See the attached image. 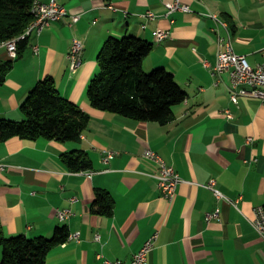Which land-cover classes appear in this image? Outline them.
I'll list each match as a JSON object with an SVG mask.
<instances>
[{
	"label": "crops",
	"instance_id": "1",
	"mask_svg": "<svg viewBox=\"0 0 264 264\" xmlns=\"http://www.w3.org/2000/svg\"><path fill=\"white\" fill-rule=\"evenodd\" d=\"M57 1L79 19H60L31 34L0 84V119H22L20 104L45 76L90 119L78 141L11 137L0 143L4 233L51 238L56 228L67 227L68 239L48 252L46 264H102L99 253L129 262L154 232L149 264H264V239L252 223L264 204V102L230 99L227 75L213 70L218 41L209 15L226 21L220 31L231 34L236 54L251 66L263 64L264 0H179L189 11L169 15L165 4L175 0ZM149 11L155 18L143 16ZM158 29L169 37L157 41ZM123 35L151 43L143 70L165 68L186 93L169 122L138 121L90 105L86 91L99 50L109 36ZM73 38L83 44L76 69L68 58ZM10 59L0 47V62ZM148 148L181 178L172 201L158 187L155 163L143 156ZM104 149L116 152L107 164ZM79 150L91 168L72 171L61 155ZM210 180L219 198L207 187ZM98 191L111 195L112 215L93 211ZM57 209L69 216L60 220ZM216 209L218 217L207 220Z\"/></svg>",
	"mask_w": 264,
	"mask_h": 264
},
{
	"label": "trees",
	"instance_id": "2",
	"mask_svg": "<svg viewBox=\"0 0 264 264\" xmlns=\"http://www.w3.org/2000/svg\"><path fill=\"white\" fill-rule=\"evenodd\" d=\"M33 2L0 0V42L21 35L34 21ZM30 36L17 41L15 58L0 62V84L12 69L14 60L23 57ZM151 50V43L134 35L109 36L99 50L98 70L87 87L86 97L90 105L138 121L169 122L173 107L185 100L186 93L165 68L143 70V60ZM19 109L22 119H0V143L11 137L78 141L90 119L88 113L60 94L50 76L35 84ZM61 159L72 171L91 168V160L84 151L64 153ZM93 207L98 215L110 216L114 201L109 193L98 191ZM68 237L67 227L56 228L51 238H28L21 234L7 236L0 227V264H46L48 252Z\"/></svg>",
	"mask_w": 264,
	"mask_h": 264
},
{
	"label": "built area",
	"instance_id": "3",
	"mask_svg": "<svg viewBox=\"0 0 264 264\" xmlns=\"http://www.w3.org/2000/svg\"><path fill=\"white\" fill-rule=\"evenodd\" d=\"M166 15H169L175 10L189 11V7L182 4L179 0L167 2ZM32 12L34 14V21L26 28L24 33L21 35L0 42V47H5L10 58L17 56V41L21 38L31 35L32 33L39 34L45 27L49 26L51 22L64 19L67 17L71 18L70 24L78 21L79 16L70 15L68 8L63 4H60L57 0H49L48 2H42L40 0H34L32 4ZM210 17L213 18L216 26L214 31L217 33L218 51L216 54L215 64L213 70L217 75L226 74L228 77V90L230 99L238 104V99L241 96H249L259 99L264 102V63L251 66L245 56L236 54L232 48V37L231 34L226 31L222 34L221 27L225 30L228 25L226 21L222 20L217 14L210 13ZM143 16L155 18V13L149 11L144 13ZM170 32L168 30L158 29L155 32L157 41L168 38ZM82 41L78 38H73L68 58L70 60V68L76 69L79 67L81 62V54L83 51ZM228 117H232L230 112H227ZM251 138H249V141ZM116 152L110 149H104L102 155V162L107 164L115 155ZM143 156L153 161L157 167L156 179L158 187L161 189L163 196L168 200L172 201L176 195L177 187L181 182L179 174L176 172L173 166L166 163V161L154 150L145 149ZM2 167L0 166V169ZM214 180H210L207 185L208 188L212 189L216 196L219 198L220 193L213 189ZM219 210L216 209L212 214L207 215V220L218 217ZM56 214L60 220H63L69 216L68 210H56ZM254 229L264 239V208L259 206L254 210V219L252 220ZM78 238V233L73 235L71 238ZM157 237V232H154L149 236L137 252L132 256L129 262L121 260H111L103 256L102 253L97 255L98 258L102 259V264H149V255L154 247V241ZM99 235L95 234V240L99 241Z\"/></svg>",
	"mask_w": 264,
	"mask_h": 264
},
{
	"label": "rangeland",
	"instance_id": "4",
	"mask_svg": "<svg viewBox=\"0 0 264 264\" xmlns=\"http://www.w3.org/2000/svg\"><path fill=\"white\" fill-rule=\"evenodd\" d=\"M82 43V42H81ZM72 45V44H71Z\"/></svg>",
	"mask_w": 264,
	"mask_h": 264
}]
</instances>
